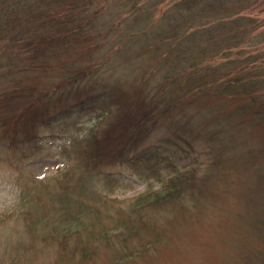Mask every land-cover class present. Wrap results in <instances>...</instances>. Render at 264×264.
Wrapping results in <instances>:
<instances>
[{
    "label": "trees",
    "instance_id": "obj_1",
    "mask_svg": "<svg viewBox=\"0 0 264 264\" xmlns=\"http://www.w3.org/2000/svg\"><path fill=\"white\" fill-rule=\"evenodd\" d=\"M259 2L0 0V167L17 187L0 251L9 246L18 264H97L94 253L111 243L110 264H138L159 244L143 211L192 209L215 178L208 191L237 210L230 264H264ZM119 59L120 70L110 67ZM85 113L98 118L71 139L65 167L27 175L37 130ZM179 150L208 163L179 169ZM115 164L146 183L117 213L108 193L131 183Z\"/></svg>",
    "mask_w": 264,
    "mask_h": 264
},
{
    "label": "rangeland",
    "instance_id": "obj_2",
    "mask_svg": "<svg viewBox=\"0 0 264 264\" xmlns=\"http://www.w3.org/2000/svg\"><path fill=\"white\" fill-rule=\"evenodd\" d=\"M104 8L107 7L104 6ZM251 13L253 16L258 17L259 23L262 25L260 29H264V0H260L259 5ZM259 44L264 45V40ZM256 45L257 43L248 45V53L256 55V52H258L254 48ZM106 49L109 50L108 47L103 49L98 57L102 58L104 55L101 54ZM263 53L260 52L262 59H264ZM120 63L121 60L119 59L113 60L109 64H111L110 67L114 66L113 68L120 70ZM115 75H120V80L123 81H127L126 79L130 77L128 72H117ZM123 84L126 85L127 83L124 82ZM95 116L94 113H85L63 119L48 128L37 130L39 140L34 147L33 154L22 166L27 170V175L53 178L55 173L65 167L67 149L71 145V139L75 136L82 137L95 124L98 118ZM184 151L179 150L175 153V162L179 169H187L203 162L208 163V160L204 157L200 156L198 158L194 152L187 155V152ZM4 164L3 162L0 167V231L13 221L14 217L11 211L15 207L17 189L15 178L10 176V170ZM109 168L125 175V178L129 179L131 183L127 187H121L115 192L108 193L109 198L112 199L111 202L114 204L113 209H110V211L117 213L121 210V207L122 209L125 207L123 205L127 202L124 200H128L144 190L146 183L135 178L131 167L115 164L110 165ZM4 170L7 171L2 172ZM202 170L200 166V171ZM214 182L215 178L213 180L209 178L204 184L207 189L201 190L198 194L204 196L202 199L196 197L197 199L194 200L195 207L192 209H190L191 203L188 206L185 203L183 205L173 203L165 208L143 211L142 218L148 224L145 233L157 239L159 244L152 248L155 251L154 254L152 253V259L148 256L139 261L138 264H222L221 258L223 256L225 263L230 264V256L233 255V252L229 250L227 240L235 234L231 221L233 222L237 210H234L233 208H236V206L230 203L232 197L228 198L225 194L218 197L217 194L211 192L212 190L208 191L209 188L215 187ZM203 191L204 193H202ZM194 198L195 196L191 197V202ZM136 218H140V216L137 215ZM145 228L144 226L143 229ZM2 234L4 235V231ZM15 236L17 235H13L14 240L16 239ZM3 238H0V244L4 242L5 239ZM110 245L111 243L104 246L101 244L91 260L97 264L105 262L110 264L114 256ZM8 247L6 252L0 251L2 264H18L12 262L11 257L13 254L12 251L8 250Z\"/></svg>",
    "mask_w": 264,
    "mask_h": 264
}]
</instances>
